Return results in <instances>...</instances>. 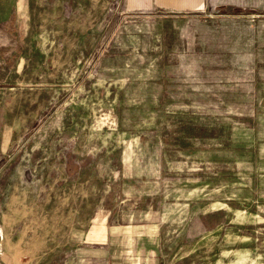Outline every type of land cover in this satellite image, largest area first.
Instances as JSON below:
<instances>
[{
	"label": "rangeland",
	"instance_id": "374dc122",
	"mask_svg": "<svg viewBox=\"0 0 264 264\" xmlns=\"http://www.w3.org/2000/svg\"><path fill=\"white\" fill-rule=\"evenodd\" d=\"M122 3L0 0L2 195L111 228L113 264H264V0Z\"/></svg>",
	"mask_w": 264,
	"mask_h": 264
},
{
	"label": "crops",
	"instance_id": "0c3cea01",
	"mask_svg": "<svg viewBox=\"0 0 264 264\" xmlns=\"http://www.w3.org/2000/svg\"><path fill=\"white\" fill-rule=\"evenodd\" d=\"M155 7L164 12L211 8L210 0H123L122 3L123 13H143ZM150 69L156 75L163 73L158 61ZM142 70L139 68L136 73L142 74ZM3 91L0 88V99ZM2 145L0 135V264H113L111 228L98 229L92 225L83 228L74 223L65 227L66 218L56 215L51 219L42 199L35 200L20 190L16 181L9 186L8 194L2 195L1 189L11 172L9 156L3 153Z\"/></svg>",
	"mask_w": 264,
	"mask_h": 264
}]
</instances>
